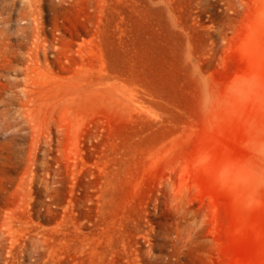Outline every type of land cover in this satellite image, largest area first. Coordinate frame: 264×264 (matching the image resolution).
<instances>
[{"label":"rangeland","instance_id":"rangeland-1","mask_svg":"<svg viewBox=\"0 0 264 264\" xmlns=\"http://www.w3.org/2000/svg\"><path fill=\"white\" fill-rule=\"evenodd\" d=\"M0 264H264V0H0Z\"/></svg>","mask_w":264,"mask_h":264},{"label":"bare ground","instance_id":"bare-ground-1","mask_svg":"<svg viewBox=\"0 0 264 264\" xmlns=\"http://www.w3.org/2000/svg\"><path fill=\"white\" fill-rule=\"evenodd\" d=\"M1 39V38H0ZM0 46H1V43H0Z\"/></svg>","mask_w":264,"mask_h":264}]
</instances>
